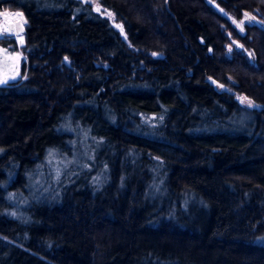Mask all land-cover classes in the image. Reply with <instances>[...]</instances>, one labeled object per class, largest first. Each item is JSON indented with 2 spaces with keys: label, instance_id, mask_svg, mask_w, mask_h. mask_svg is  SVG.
<instances>
[{
  "label": "trees",
  "instance_id": "trees-1",
  "mask_svg": "<svg viewBox=\"0 0 264 264\" xmlns=\"http://www.w3.org/2000/svg\"><path fill=\"white\" fill-rule=\"evenodd\" d=\"M98 1L125 35L82 0H0L26 18L4 45L24 60L0 85V264H264V0ZM69 125L106 162L55 184Z\"/></svg>",
  "mask_w": 264,
  "mask_h": 264
},
{
  "label": "rangeland",
  "instance_id": "rangeland-1",
  "mask_svg": "<svg viewBox=\"0 0 264 264\" xmlns=\"http://www.w3.org/2000/svg\"><path fill=\"white\" fill-rule=\"evenodd\" d=\"M85 3H89L92 5L94 10L101 14L104 17H107L114 27H116L123 35V25L117 19L114 13L110 12L109 10L105 9L98 0H82ZM7 11V10H6ZM12 15L15 16L16 20L20 19V16L17 12L8 11ZM232 22L242 31L241 29V22L235 20L234 18L230 17ZM23 36H19V39ZM15 41V45L19 48L18 43ZM24 57L21 52L12 51L9 46H3L0 44V85H5L7 83L16 81L22 77L21 74V67L23 63ZM219 89H228L226 86L213 82ZM241 104L244 106H252V102L246 98L240 99ZM240 121H243L241 118ZM69 130H75L80 134L81 139V146L77 143L72 144L70 147V154L68 153H61L57 151H53L49 154L47 158V166L50 171V176L52 180L57 184V181H60L62 178L66 176V174H73L79 173L83 169H89L90 166L93 168L99 169L106 160H102L106 157V154H102V158L99 156V152L101 150V143L99 139L91 138L88 130L82 128L81 130L77 126H67ZM114 156V153L111 154ZM99 158L101 160H99ZM90 165V166H89ZM46 171L40 170L38 171L33 179L31 180V187L32 192L37 194L41 190L44 191V194H50L52 190H55L57 187L53 184L51 187L45 183ZM57 192V189L56 191ZM54 193V192H53ZM51 193L50 195H52ZM33 201V202H32ZM35 201L32 199H21L18 201V205L20 208L24 209L32 205Z\"/></svg>",
  "mask_w": 264,
  "mask_h": 264
},
{
  "label": "flooded vegetation",
  "instance_id": "flooded-vegetation-1",
  "mask_svg": "<svg viewBox=\"0 0 264 264\" xmlns=\"http://www.w3.org/2000/svg\"><path fill=\"white\" fill-rule=\"evenodd\" d=\"M3 12H5L4 15H2ZM6 12L8 11H0V44H2L3 46L14 40V36L9 35L10 31L7 28V25L11 22L16 21L14 15H12L10 12Z\"/></svg>",
  "mask_w": 264,
  "mask_h": 264
},
{
  "label": "water",
  "instance_id": "water-1",
  "mask_svg": "<svg viewBox=\"0 0 264 264\" xmlns=\"http://www.w3.org/2000/svg\"><path fill=\"white\" fill-rule=\"evenodd\" d=\"M8 13V12H6ZM5 12L2 13L4 15ZM20 19L16 20L15 22H11L7 25V28L9 29V35H17V36H23L26 33V18L23 13L19 14ZM248 19L258 23L250 14H247Z\"/></svg>",
  "mask_w": 264,
  "mask_h": 264
},
{
  "label": "built area",
  "instance_id": "built-area-1",
  "mask_svg": "<svg viewBox=\"0 0 264 264\" xmlns=\"http://www.w3.org/2000/svg\"><path fill=\"white\" fill-rule=\"evenodd\" d=\"M14 39H15L16 42L18 43L19 48L22 47V46L24 45V43H25L23 37H21V38L19 39V36L15 35V36H14Z\"/></svg>",
  "mask_w": 264,
  "mask_h": 264
}]
</instances>
